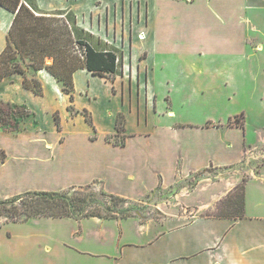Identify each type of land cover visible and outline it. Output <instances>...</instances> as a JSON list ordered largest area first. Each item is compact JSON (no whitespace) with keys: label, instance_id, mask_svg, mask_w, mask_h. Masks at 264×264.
Here are the masks:
<instances>
[{"label":"crops","instance_id":"0c3cea01","mask_svg":"<svg viewBox=\"0 0 264 264\" xmlns=\"http://www.w3.org/2000/svg\"><path fill=\"white\" fill-rule=\"evenodd\" d=\"M170 1L176 9L183 3L190 10L199 0ZM232 1L236 5L234 15L231 14L237 21L236 31L244 35L248 26L257 30L252 22L262 20L264 0ZM163 2L140 0L136 8L132 1L128 7L125 0L119 6L117 1L113 2L122 15L123 75L111 80L87 69L77 70L73 75L74 101L46 70L35 75L43 84L41 95L26 88L19 73L0 81V102L24 107L30 113L20 121V131L0 128V153L5 154V160H0L2 197L27 191H63L99 181L112 194L136 199L168 190L178 177L185 179L192 172L211 166L220 169L233 166V169L241 162L245 139L237 154L230 153L235 126L228 124L191 122L183 126L200 130V139L190 144L175 141L159 144L153 140L159 129L172 133L183 129L174 124L173 111L163 114L152 107L153 70H149L148 58L143 59L140 52L134 51L147 52L155 44L158 46L163 22L177 14L163 16ZM36 3L46 12L73 10L80 26L107 40V33V38L100 33L103 22L106 30L110 27L107 7L103 17L90 0H36ZM134 12L136 25H133ZM208 15L206 12L196 15L194 20H204ZM14 17L13 12L0 5V54L7 46ZM115 22L113 11L114 25ZM186 23L188 29L194 27L193 17H188ZM117 30L113 26L114 36ZM199 43L201 48L206 44ZM262 71L263 86L264 67ZM70 105L79 111L88 110L93 125L82 114H72ZM119 113L126 119L124 145L108 139L117 137ZM56 114L60 116L61 129ZM224 127L228 129L226 134L220 131ZM187 146V154H181L180 148ZM213 148L218 152L216 157L212 156ZM166 162H171V168H166ZM251 175L245 183L243 216L201 214L205 209L217 207L239 185L241 176L233 170L220 172L216 180L209 176L200 178L188 199L179 201L181 214L161 219L35 217L26 222L3 223L0 264H264V167ZM175 195L180 198L182 194ZM189 207L193 210L190 215L184 212Z\"/></svg>","mask_w":264,"mask_h":264},{"label":"rangeland","instance_id":"374dc122","mask_svg":"<svg viewBox=\"0 0 264 264\" xmlns=\"http://www.w3.org/2000/svg\"><path fill=\"white\" fill-rule=\"evenodd\" d=\"M90 1L92 4L95 3L93 8L103 17L105 7L108 8L110 27L106 30L103 22V29H100V33L105 37L107 33L108 38L103 39L82 26L80 27L94 35V38L89 40L96 48H102L104 45L97 43V39L100 38L104 43L121 49L122 15L119 7L116 8V5L115 8L113 7V2L117 1L119 6L121 0ZM129 1H132L135 8L137 4L140 5V0H125L126 7ZM163 8V16L177 14L168 17L163 22L162 34L158 36V46L155 44L147 52L145 49L134 50L135 53L140 52L143 59L148 58L149 70H153L151 79L154 82L155 93L151 98L152 107L156 112L161 111L163 114L168 110L173 111L172 120L180 128L190 125L191 122H205L206 124L209 122L210 125H230V122H233L235 125L234 144L228 151L237 154L241 150L242 140L245 139L243 158L233 169L231 168L233 166L222 169L211 166L201 175L199 173L202 171L192 172L185 179L178 177L177 182L168 190H158L136 199L128 198L130 203L116 208L112 206L110 199L103 195L110 194V192L105 190L101 182L96 181L89 186L81 185L80 191L94 199L92 209L101 212L102 215L121 216L126 213V210H130L127 213L131 216L146 220L161 219L170 214H181L179 201L188 199V194L194 190L200 178L209 176L216 180L220 172L226 173L234 170L238 171L241 176L239 184H243L251 178L252 171L264 167V84L262 86L264 64L260 63L261 61L264 63V16L258 22L251 21L257 30H251L248 26L242 35L240 30L236 31V20L231 16L236 11L235 2L232 0H199L196 7L190 10L183 6V3H180L176 9L170 0H164ZM35 10L38 15L47 13L54 17H58L56 13L60 11L46 12L38 8ZM63 11L65 12L63 16L55 20L60 25L63 24L61 20L65 21L67 12L74 13L70 9ZM113 11L116 13L117 23L115 22V25L113 24ZM125 12L128 17V11ZM205 12L209 15L204 20H194V16L198 17L199 14ZM251 12L252 10H249L248 14L250 15ZM134 15L133 25H136L135 12ZM190 16L193 17L194 27L188 29L186 20ZM113 26L118 29L115 36ZM199 42H206V44L201 48L202 45ZM125 44V50L128 53L129 42ZM140 48L141 46L138 45V49ZM195 49L199 51L195 52ZM17 61L26 68L29 77L36 75L37 72L28 66L27 62L22 63L19 56ZM52 62L53 58L46 57L47 65ZM11 120L16 123L20 121V118L12 116ZM242 122H244V128L237 126ZM185 127L175 131L178 133H172L168 129H159L153 134V140L159 144H170L175 141L184 145L200 139V130ZM227 130L224 127L220 131L226 134ZM211 132L219 131L211 130ZM122 140L125 138L121 135L112 139L113 142L118 143ZM157 143L156 145L159 146ZM187 151L188 146L180 148L181 154H187ZM215 151L214 148L211 151L213 157H216L218 153ZM166 156L171 157L172 154ZM218 156L221 157V155ZM165 166L171 168V162H166ZM179 193L182 195L177 198L175 194ZM241 195V187L234 189L219 202L217 207L205 209L201 214L237 215L241 212ZM0 198L7 199L1 195ZM191 211L193 210L189 207L188 211L184 212L190 215ZM4 221L5 217L0 216V222Z\"/></svg>","mask_w":264,"mask_h":264},{"label":"trees","instance_id":"16d2710c","mask_svg":"<svg viewBox=\"0 0 264 264\" xmlns=\"http://www.w3.org/2000/svg\"><path fill=\"white\" fill-rule=\"evenodd\" d=\"M0 5L15 14L9 30L7 46L0 54V81L8 75L19 73L24 77L26 88L38 95L43 94L42 82L35 76L29 77L27 75L26 68L17 61L18 56L22 63L27 62V65L35 72L41 70L49 72L61 85L62 91L70 96L71 101H74L75 92L73 75L77 70L87 69L93 75L111 80L123 75V51L106 42L104 43L100 38L97 39V43L104 45L102 48H96L89 40L93 39L94 35L80 27L75 13L67 12L65 21L61 20L63 24L60 25L55 20L61 18L65 12L63 10L58 11L56 13L58 17L47 13L38 15L35 12V9L38 8L36 0H0ZM46 57L53 58L52 64L47 65L45 63ZM68 109L72 114H82L86 121L93 125L92 116L88 110L79 111L73 105H70ZM29 115L30 113L24 107L0 102V128L4 130L20 131V121ZM12 116L20 118V121L13 122ZM125 121V115L119 113L116 136L125 137ZM56 123L61 129L59 114H56ZM230 126L235 125L230 122ZM237 126L244 128V122ZM94 132H96L95 127ZM95 137L94 135L92 138ZM113 137L110 136L108 139L112 141ZM114 144L124 145L125 140L120 143L114 142ZM0 160H5L3 152L0 153ZM204 172L205 170L199 174ZM246 181L235 188V190L242 188L241 212L237 215L215 216L237 217L244 215ZM80 188L81 186H73L63 191H27L7 199L0 198V216L5 217V221L0 222V228L3 223L26 222L35 217L74 219L138 217L127 213L130 210H126V213L121 216L102 215L101 212L92 209L94 199L87 193L80 191ZM103 195L110 199L114 208L130 203L128 198L120 195L112 193Z\"/></svg>","mask_w":264,"mask_h":264}]
</instances>
